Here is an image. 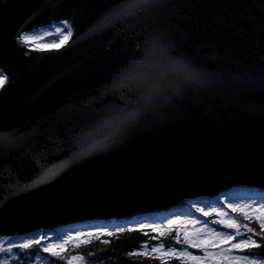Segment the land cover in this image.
<instances>
[{
	"label": "water",
	"instance_id": "1",
	"mask_svg": "<svg viewBox=\"0 0 264 264\" xmlns=\"http://www.w3.org/2000/svg\"><path fill=\"white\" fill-rule=\"evenodd\" d=\"M0 69V238L264 192V0H0Z\"/></svg>",
	"mask_w": 264,
	"mask_h": 264
},
{
	"label": "snow or ice",
	"instance_id": "2",
	"mask_svg": "<svg viewBox=\"0 0 264 264\" xmlns=\"http://www.w3.org/2000/svg\"><path fill=\"white\" fill-rule=\"evenodd\" d=\"M49 36L54 37V39L48 40ZM71 36L72 29L69 23L64 21L54 22L50 25L33 29L30 33L21 32L17 40L22 47H28L32 51H44L46 49L41 47L42 44L55 45L59 43L63 47ZM8 82V75L0 69V89H3ZM5 137L6 134L0 133V142H3ZM55 174L54 169L48 170L47 175L51 176ZM39 179L43 180L44 177ZM33 183H36V181ZM28 187V185H25V190ZM0 206H2V203H0ZM228 207L231 208L233 213L238 215L233 217L229 213L217 208H212L211 211H205L204 208H200L198 211L202 212L204 217H210L215 213L220 218L204 221L202 228H194L191 231L183 227L177 229L174 244L169 243L167 248L163 242H159L157 246L151 248L148 247V242H145L141 245L140 251H134L130 255L149 257L154 254L153 258L161 260V264H168L170 259H176L179 264H264V252L256 253L253 251L254 248L260 247V244L254 237H261L264 240V200L260 201V207L258 208L255 207L254 203H230ZM200 223V220L184 222L171 220L165 227L171 231L175 225H197ZM210 225H219L220 227L217 228ZM144 227L151 228L152 232L159 233L160 236L163 235L161 227L151 225H145ZM140 231H143V229L141 228ZM144 234L147 235V233ZM181 234L183 238H181ZM101 235L114 236L119 239V234L116 232H77L75 235L65 233L57 238V242L49 243L45 242V236L41 234L38 238L27 239L21 242L18 247L21 249H31L33 245L39 246L43 242V252L50 254L47 264H59L61 260L65 261V264H88V259L95 253L89 251L87 254H76L66 257L64 254L68 252L67 245L71 242L73 249L79 248L90 244L93 236L99 240ZM152 239H158V237H152ZM110 242V240L100 241L101 244L105 245ZM8 244L7 248L0 246V253L11 254L13 252V240L11 238ZM175 244H180L182 247L177 249L174 246ZM190 249H198L201 254H193ZM39 251L40 249L37 248L36 252ZM253 256H258L259 259L251 258ZM51 257H55L56 259L52 260ZM3 264H10V261L4 258ZM15 264H19V261H16Z\"/></svg>",
	"mask_w": 264,
	"mask_h": 264
},
{
	"label": "trees",
	"instance_id": "3",
	"mask_svg": "<svg viewBox=\"0 0 264 264\" xmlns=\"http://www.w3.org/2000/svg\"><path fill=\"white\" fill-rule=\"evenodd\" d=\"M233 195H238L236 198H247L251 196H256L259 195L260 197L264 198V192H257V191H235L232 193ZM220 198V197H219ZM224 200L223 198H220V204H222ZM212 201L206 199L204 202L200 203H195L196 205H199L200 208H204L205 211H211L212 208H217L211 207L210 209L208 208L209 203ZM206 204V205H204ZM192 204H188L184 207L181 208L177 211H179L178 216H183L185 215L186 212H191V207H189ZM204 205V206H203ZM193 206V205H192ZM197 207V206H196ZM193 209V207H192ZM218 209V208H217ZM231 214L233 217H235L236 213H233L231 208H229ZM174 213H159L153 216H146V217H140L137 219L129 220L126 222L123 221H116L112 220L107 223H102V222H91V223H85V224H76L72 226H68L66 228L58 229L57 231H52L50 233L45 234L44 232H38L35 233L32 238H38L41 234L45 236V242L49 241V238H59L60 236L64 235L65 233H68L72 231H76V229L81 228L82 230L85 228H98V227H104L106 229L103 230H90L87 232H93V233H98V232H116L119 234V239L113 237H108L101 235L99 237V240L96 239L95 236L91 238L92 242L88 245L81 246L79 248L73 249L72 243L70 242L67 245L68 252H66L64 255L66 257L70 255H76V254H87L89 251H92L95 253L88 259V264H161V260L153 258V256L145 257L141 255H130V253L134 251H140L141 250V245H143L145 242H148V247L151 248L153 246H157L159 242H163L165 244V247L167 248L169 243L174 244V237L176 235V230L183 227H188L189 224H180V225H175L173 226V229L169 231L165 226L169 224V217L173 215ZM196 215L199 216L201 219L204 221H210L213 219H219L213 213L212 216L210 217H204L203 213L200 211L196 212ZM141 218H146V221L149 223H154L156 224L151 225L156 227H161V225H164V227H161L163 230V235L160 236L159 233H155L151 231V228L149 227H144L145 224L147 223H142L141 225H137L138 222H140L142 219ZM214 227L219 228V225H211ZM255 227V225H253ZM143 229V231H140V229ZM135 229V230H133ZM144 233H147L145 235ZM152 237H158V239H152ZM30 238V239H32ZM181 238H183L181 234ZM257 239V242L260 244L259 248H254L253 251L256 253L264 252V240H262L261 237H254ZM50 239V240H51ZM102 240H110L111 242L107 245L101 244L100 241ZM25 241L23 237L18 238L17 241H13V252L11 254L8 253H0V257L7 258L10 261V264H15L16 261H19V264H34L36 261V258L38 256H43L45 259V262L47 264V260L50 257L49 253H44L43 252V242L41 245H33L31 249H21L18 247V245ZM5 248L9 246L8 242L4 243ZM177 249L181 248L182 245L180 244H175L174 245ZM39 248L40 251L36 252V249ZM191 252H195L198 254L200 253V250L198 249H190ZM246 254V253H245ZM251 258H257L259 259L258 256H253ZM52 260H55V257H51ZM59 264H65V261L61 260ZM168 264H179V262L176 259H170L168 261Z\"/></svg>",
	"mask_w": 264,
	"mask_h": 264
},
{
	"label": "rangeland",
	"instance_id": "4",
	"mask_svg": "<svg viewBox=\"0 0 264 264\" xmlns=\"http://www.w3.org/2000/svg\"><path fill=\"white\" fill-rule=\"evenodd\" d=\"M65 31H67V29H65ZM52 39H54V37H52V36L48 37V40H52ZM59 45H60L59 43H57L55 45L44 43V44L41 45V47H56V46H59ZM235 191H240V190H231V191H229V192H227V193H225L223 195H220L218 197H215V198H210V199L209 198H203V199H200V200L189 201L188 204H192L193 205V206L192 205L189 206V207H191V209H190L191 212L190 211L186 212L185 215L180 217V216H178L179 211H175V212H173L174 214L171 215L168 220L169 221H171V220H180L182 222L189 221V220H200L201 221L200 224H197V225L189 224L188 227H185L187 230L191 231L194 228H202L203 227V222H204L203 219H201L199 216L196 215V212L198 211V209H200L199 205H201V204L196 205L195 203L204 202V200L208 199V200H210L212 202L207 204L208 205L207 209H210L212 206L213 207L216 206L219 210L227 212V213H229V215L233 216L231 214L230 210H229L228 204H230V203L231 204H245V203L253 204L254 203L255 207L258 208V207H260V201L264 200V198L260 197L259 195L251 196V197H247V198H236V196H238V195H233L232 194ZM257 192H263V191L259 190ZM219 197L220 198L224 197V200H223L222 204H220V198ZM188 204H187V207H188ZM204 205H206V204H204ZM192 207H193V209H192ZM141 219L142 220L140 222H138L137 225H141L142 223H147L145 225H154V226L156 225L154 223H149L148 221H146V218H141ZM161 227H164V225H161ZM103 229H106V228H104V227L85 228L83 230L81 228H78V229H76V231L75 230L74 231L71 230L70 232L68 231L67 234L75 235L77 232H87V231H90V230H103ZM55 231H57V230H55ZM35 233H38V232H35ZM35 233H33V234L29 235V236L23 237V239L24 240L30 239V238H32V236ZM44 233L47 234V233H50V232H44ZM12 240L13 241H17L18 238H16V239L12 238ZM6 242L7 241H5V239H0V246H5L4 243H6ZM47 242H49V243L57 242V238L55 237V238H53V239H51V240H49ZM253 259H257V258H253ZM3 262H4L3 258L0 257V264H3ZM34 264H46V262H45V259L43 258V256L40 255V256H38L36 258V261H35Z\"/></svg>",
	"mask_w": 264,
	"mask_h": 264
}]
</instances>
